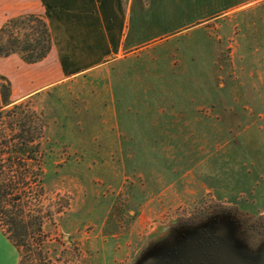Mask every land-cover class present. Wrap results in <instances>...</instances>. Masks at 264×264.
Returning a JSON list of instances; mask_svg holds the SVG:
<instances>
[{
    "label": "rangeland",
    "instance_id": "rangeland-1",
    "mask_svg": "<svg viewBox=\"0 0 264 264\" xmlns=\"http://www.w3.org/2000/svg\"><path fill=\"white\" fill-rule=\"evenodd\" d=\"M30 10L27 0H0V27ZM229 13L235 21L264 19V0H133L127 37L140 49L108 66L113 81L131 60L200 31L214 38L213 23L190 26ZM58 60L53 54L33 71H47ZM7 62L23 63L14 55L0 60V68ZM204 65L203 73L188 76L198 88L188 92L204 113L219 115V138L210 136L216 123L204 122V137L171 153L94 152L84 142L96 130L90 119L98 116L83 110L69 84L26 99L46 123L43 205L54 215L43 230L52 264H264V84H254L255 74L250 79L251 69H264V58L225 53L204 58ZM28 68L9 67L19 92L29 88ZM228 131L239 137L232 140ZM81 139V146H71ZM214 161L216 168L208 170Z\"/></svg>",
    "mask_w": 264,
    "mask_h": 264
},
{
    "label": "crops",
    "instance_id": "crops-1",
    "mask_svg": "<svg viewBox=\"0 0 264 264\" xmlns=\"http://www.w3.org/2000/svg\"><path fill=\"white\" fill-rule=\"evenodd\" d=\"M27 2L31 13L45 17L53 45L49 56L42 62L33 65L7 62L6 67L0 68V74L11 81L12 100H26L49 90L63 89L69 84L68 89L75 90L74 97L83 110L98 116V120L90 119L96 121V130L87 135L91 140L84 142L97 153L158 154L187 147L188 141L205 136L204 122L216 123L218 128L220 121L219 115H209V108H206L207 114L204 113L203 104L195 100L192 92L189 94V90L198 91V88L189 85L191 80L188 76L204 72V58H222L225 53L229 57L264 58V19L235 21L230 17L233 13L221 18L205 16L197 18L190 28L213 23L214 38L200 31L184 43L165 46L146 58L131 60L116 73L113 81L108 66L130 59L140 49L130 46L127 37L133 0ZM183 6L180 8L186 10ZM241 27L243 31H238ZM186 31L183 29L176 34ZM53 54H57L60 60L54 62L50 69L33 71L37 65L48 62ZM13 56L0 60L6 62ZM207 64V69L214 68L213 62ZM19 66H30L25 74L29 88L23 92L14 86L9 72V67ZM253 74L257 81L254 84H264L262 67L250 70L252 81ZM81 77L83 82L78 81ZM110 111L115 115L109 118ZM228 120L232 121L230 116ZM228 132L232 136V132ZM218 135L219 128L217 131L212 129L210 136L213 140H217ZM233 135L232 140L235 141L239 136ZM83 141L71 143V146H81ZM233 144L229 147H234ZM217 147L216 144L215 151L219 150ZM100 164L103 169V160ZM210 164L208 170L216 168L215 161ZM0 264H19L16 248L1 230Z\"/></svg>",
    "mask_w": 264,
    "mask_h": 264
},
{
    "label": "trees",
    "instance_id": "trees-1",
    "mask_svg": "<svg viewBox=\"0 0 264 264\" xmlns=\"http://www.w3.org/2000/svg\"><path fill=\"white\" fill-rule=\"evenodd\" d=\"M45 18L24 14L0 27V58L17 55L33 65L52 50ZM12 84L0 74V230L19 254V264H52L44 249V225L53 212L45 209L44 152L46 123L28 101L12 100Z\"/></svg>",
    "mask_w": 264,
    "mask_h": 264
}]
</instances>
